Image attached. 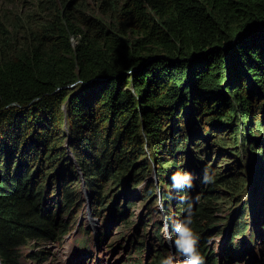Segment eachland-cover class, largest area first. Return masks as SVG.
Returning a JSON list of instances; mask_svg holds the SVG:
<instances>
[{
	"label": "trees",
	"instance_id": "1",
	"mask_svg": "<svg viewBox=\"0 0 264 264\" xmlns=\"http://www.w3.org/2000/svg\"><path fill=\"white\" fill-rule=\"evenodd\" d=\"M89 3L104 22L91 14ZM3 5L16 13L3 10ZM250 27L254 29L245 37ZM98 77L103 80L95 81ZM67 120L74 148L92 158L93 165L87 166L91 188H100L98 178L134 180L151 163L162 189L165 183L174 187L172 175L177 173L180 186L165 196L180 204L176 212L178 223L183 222L191 199L185 196L192 197L187 192L196 189L194 173L190 189L180 174L188 142L197 140L206 152L211 144L221 145L220 154L237 158L235 164L249 160L252 152L253 161L264 162V0H0L2 264H22L21 248L55 240L57 232L68 227L66 221L59 224L43 202L57 177L49 178L50 169L44 168L49 164L54 170L65 155L58 130ZM140 130L146 133L144 144ZM213 130L226 131L229 137L219 134L210 144ZM253 133L260 138L254 139ZM143 145L151 150V162L143 157ZM188 167L189 162L183 168ZM257 176L262 180L259 196L236 214L248 215L255 204L259 224L264 222V172L258 170ZM44 177L50 184L43 193ZM219 177L221 173L215 174L202 189L196 211L192 204L191 227L199 237L203 264L218 256L208 251L205 241L217 224L210 209L220 198L211 195L230 181L235 190L239 180L242 190L247 185L238 176ZM56 182L60 188L65 185ZM63 190L64 213L69 215L78 200L72 190ZM146 193L148 200L154 192ZM241 222H236L240 229L231 232L233 239L248 229ZM132 241L135 254L142 256L145 242ZM161 255L158 251L153 262ZM181 258L184 264L186 257Z\"/></svg>",
	"mask_w": 264,
	"mask_h": 264
},
{
	"label": "rangeland",
	"instance_id": "2",
	"mask_svg": "<svg viewBox=\"0 0 264 264\" xmlns=\"http://www.w3.org/2000/svg\"><path fill=\"white\" fill-rule=\"evenodd\" d=\"M1 8L3 10H12L16 13V10H13L10 6L3 5ZM28 11L26 10L25 12ZM91 14L103 22L106 20L98 10L95 11L93 5ZM107 23L109 25V22ZM113 24L118 25L115 22ZM134 38L135 34L131 33L130 39L133 40ZM129 91L133 93V88L131 87ZM207 117L208 115L204 118ZM60 126L58 132L64 138L61 147L65 150V155L55 162L54 170L51 171V165H45V172L50 169L49 178L55 175L57 177L55 180L53 178L51 184L44 177V182H42L43 193L49 184L52 185V189L48 199L43 196L45 199L43 202L47 211L49 210L52 216L57 217L59 224L62 221H66L68 227L61 232L58 231L57 239L55 240L32 242L21 248L22 264H156V262L162 264V261L169 257H171V264H182L181 254L177 252L174 244L175 232L173 235L174 226L179 222V214L176 210H178L177 208L180 204L177 201L172 202L171 197L165 196V193L170 194L171 188L173 189L174 187L170 183H165L162 189L158 184L157 169L150 163L149 170L143 176L134 178V180H130L127 176H121L120 182L110 180V177L107 179L98 178L100 188L97 186L91 188L87 166L92 164V158L74 148L71 142L72 136L68 133L69 121L61 122ZM204 126L209 128L208 123L204 124ZM221 132L213 130L209 143L211 144L218 138L219 134H227L229 137L226 131ZM139 134V139L144 144L146 133L144 130H140ZM253 135L254 139L260 138V135L256 133H253ZM245 139V142H247L250 138L246 135ZM231 140L233 139L231 138ZM204 142L205 140L201 144H204ZM199 146L197 140L194 143L188 142L187 151H189V155L187 157L184 156V159L182 156L180 161V174L187 179L186 183H191L190 174L194 173L195 175L193 181L196 189L191 194L187 192V195H192L195 199L193 201L191 200L193 199L192 197L185 196L186 199L191 198L189 202L194 203V211L197 210L203 200L202 189L205 190L209 187L208 184L212 182L211 178L215 174L221 173L219 179L224 176L225 179L238 176L247 180L244 190H242L243 180L237 182L238 189L236 190L233 187L235 185L234 181H230L224 185L225 187H218L216 193L211 195L220 198L218 202L211 203L215 208L210 209L211 213L217 218V224L214 226L216 227L215 230L208 235L205 241L209 248L208 251L217 253L218 247L227 231L231 230L232 232L234 229H240V223L236 225L238 220L242 219V222L247 223L246 227H250V211L248 210V215H245V212L242 216L237 214L241 207L244 208L248 203L250 205L251 199L259 196L262 180L257 176V171L261 170L264 172V162L261 163L260 161L257 163L253 161V152L251 153V150H249L251 153L250 159L245 158L235 164L237 158L226 153L220 154L222 151L221 145L211 144L212 148L208 152L203 151L204 146H200L202 148L201 151ZM143 148L146 153L143 157L151 162L150 148L145 145H143ZM233 148L236 149L234 152L237 153L239 145ZM77 153L80 156H76ZM188 162L189 167L184 169L183 167ZM115 166L118 168V165ZM155 166L157 167V164ZM92 168L94 169V166ZM205 169H207V172H205ZM235 171L239 173L237 174ZM200 179L202 180V185L198 184ZM56 180L58 182L61 181L62 185H65L60 188L61 185L55 184L57 183ZM65 188H68L69 191L72 190L78 200L69 215L64 213L66 212L64 209L65 197L63 190ZM148 189H153L154 193L147 200L148 195L146 192ZM93 190L100 191V195L94 194ZM111 201L114 202V206L109 210L107 205ZM250 208L253 211L255 204H253V208ZM72 214L73 218L70 219ZM127 220L129 221L128 224H122ZM132 223H135V225L132 226ZM146 224L149 226H146ZM158 226H161L160 233L157 232ZM258 229L257 224L255 227L253 226L254 232L257 231L261 234V230ZM121 235H123V238H120ZM132 239L137 242L139 240L145 242V250L142 256L135 254L136 247L134 246L136 244L133 243ZM40 251L44 254L41 258L36 259L33 254ZM158 251L162 255L157 261L153 262ZM259 251V247H257L258 258L261 256ZM130 256L133 257L128 258ZM262 257H264V253ZM216 260L218 261V256L213 257L210 264H216ZM136 261H140V263ZM0 264H2L1 260ZM233 264L245 263L235 262Z\"/></svg>",
	"mask_w": 264,
	"mask_h": 264
},
{
	"label": "water",
	"instance_id": "3",
	"mask_svg": "<svg viewBox=\"0 0 264 264\" xmlns=\"http://www.w3.org/2000/svg\"><path fill=\"white\" fill-rule=\"evenodd\" d=\"M253 27L248 28L245 31V37L248 36L252 31ZM95 81H101L103 78L98 77L95 78ZM114 206V202L111 201L107 205V209L111 210ZM249 216L251 219L250 227L245 230L242 228L239 234L236 235V238L233 240L231 237V230H228L226 235L223 237L221 244L218 247V257L219 264H233L235 262H244L245 264H262L263 263V248L262 244H264V222L259 224H254V214L251 208L249 209ZM257 224L258 228L261 230V234L257 231L254 232L253 226L255 227ZM260 225V226H259ZM262 225V226H261ZM244 229V230H243ZM258 229V230H259ZM253 235V236H252ZM257 247H259L260 258L257 256ZM228 255V260L224 261ZM224 255V256H223ZM259 259V260H258ZM230 260V261H229ZM229 261V262H228ZM264 264V263H263Z\"/></svg>",
	"mask_w": 264,
	"mask_h": 264
},
{
	"label": "clouds",
	"instance_id": "4",
	"mask_svg": "<svg viewBox=\"0 0 264 264\" xmlns=\"http://www.w3.org/2000/svg\"><path fill=\"white\" fill-rule=\"evenodd\" d=\"M205 172H207V169H205ZM172 179L176 181L174 187L180 186L177 173L173 175ZM203 182L208 183L205 181ZM187 187L189 189L192 188V183H188ZM192 207V203L189 202L187 207V216L185 217L183 222L178 223L174 226V231L177 233L174 244L177 252L186 257L184 264H203V257L198 251L199 237L191 227L193 223ZM162 264H171V257L163 260Z\"/></svg>",
	"mask_w": 264,
	"mask_h": 264
}]
</instances>
